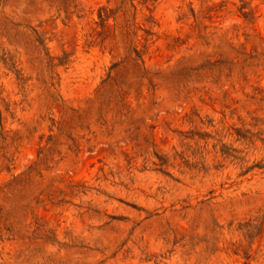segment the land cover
<instances>
[{"label": "rangeland", "instance_id": "1", "mask_svg": "<svg viewBox=\"0 0 264 264\" xmlns=\"http://www.w3.org/2000/svg\"><path fill=\"white\" fill-rule=\"evenodd\" d=\"M0 264H264V0H0Z\"/></svg>", "mask_w": 264, "mask_h": 264}]
</instances>
